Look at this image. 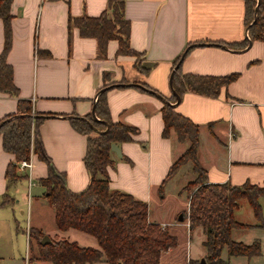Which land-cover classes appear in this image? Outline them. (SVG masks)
<instances>
[{
	"label": "crops",
	"instance_id": "crops-1",
	"mask_svg": "<svg viewBox=\"0 0 264 264\" xmlns=\"http://www.w3.org/2000/svg\"><path fill=\"white\" fill-rule=\"evenodd\" d=\"M109 1L13 0V41L7 61L12 66L13 81L20 94L14 97L0 93V120L17 113L19 99L31 100L34 113L50 115L40 126L46 154L56 171L65 175L67 187L80 192L90 181L84 163L87 137L72 127L70 118L92 117L103 85L127 81L128 86L121 84L122 88L108 86L106 98L112 120L138 128L139 134L133 137L134 141L118 145L123 156L116 155L114 167L108 168L110 187L146 202L150 222L157 223L150 208L164 200L165 188L181 170L165 185L163 192L160 187L173 162L188 148H183L185 143L178 142L172 134L167 138L163 136L162 108L173 95L170 77L175 61L188 46H193L182 60L183 73L237 74L219 97L187 92L175 105L180 114L199 125L200 137L204 130L208 132L211 146L204 148L201 140L198 157L209 182L264 187V42L250 41L244 48L226 45L249 38L243 0H123L124 15L130 23V46L145 53L142 66L149 69L147 74L136 69L135 58L116 56L117 41L109 42L106 57H102L97 40L82 38L73 25V18L99 16L107 9ZM262 15L264 17V10ZM4 44V25L0 18V54ZM136 84H146L151 91L139 90L134 87ZM211 123L213 133L208 127ZM13 158L3 150L0 137V200L6 195L14 198L12 204L0 209L13 208L18 203L11 194L15 183L10 184L6 178ZM32 162L31 174L36 182L33 188L39 191L30 198L27 194L29 209L32 201L40 208L45 206V189L38 180L50 174L49 166L35 154ZM258 203L260 221L247 200H239L234 218L250 228L233 229L232 240L245 245L258 243L260 253L246 257L228 256L224 252L230 264H264V198H259ZM188 207L189 199L187 208L178 212L176 218ZM33 215L31 211L29 228L35 225H31ZM176 218L173 227L180 224L175 225ZM53 225L55 227V222ZM197 229L204 232L206 240L204 229ZM169 230L175 236V229ZM62 236L82 247H98L93 237L74 229ZM27 241L24 261L27 259L30 264L29 239ZM175 247L162 252L160 264L164 256L170 259L168 255L173 254ZM205 255L206 249L200 257ZM46 263L52 264L46 261L34 264Z\"/></svg>",
	"mask_w": 264,
	"mask_h": 264
},
{
	"label": "trees",
	"instance_id": "trees-1",
	"mask_svg": "<svg viewBox=\"0 0 264 264\" xmlns=\"http://www.w3.org/2000/svg\"><path fill=\"white\" fill-rule=\"evenodd\" d=\"M12 2L13 0H0V18L3 21L5 37L4 48L0 54V93L19 97V88L13 81V69L7 61L13 41ZM243 2L244 22L249 38L238 44H226L232 48H244L250 41L264 42L262 15L264 0H243ZM124 9L123 0H110L107 9L99 16L83 15L73 18L72 23L82 38L97 40L102 57H106L109 42L115 40L118 42L116 56L135 58L136 69L147 74L149 69L142 66L145 53L136 51L130 46V23L125 18ZM192 48L193 46H188L185 53L188 54ZM180 59L181 57L175 61L172 72L174 93L162 108L163 136L170 137L173 132L178 142L188 143V148L173 162L160 190L163 192L165 185L181 167L190 163L195 177L182 189L189 199V207L184 211L183 219L188 220L191 232L197 228L204 229L207 264H230L224 258V252L228 256L259 255L258 243L250 245L237 243L232 240V230L250 228L249 225L239 224L234 218L239 200H247L255 218L261 220L258 199L264 198V187L209 182L208 173L198 157L199 125L180 114L173 105L177 102L176 95L182 99L187 92L217 98L237 74L204 76L183 73ZM121 84L128 86L125 80L109 86L122 88L124 85ZM107 87V84L103 85L95 103L98 120L91 116L70 118L72 127L87 137L84 163L90 181L80 192H73L67 187L62 179H65V175L56 171L51 158L46 154L40 126L50 115L34 113L31 100L19 99L17 113L7 115L0 120L3 150L14 157L6 170L8 182L11 184L19 179L17 172L19 164L24 160H30L31 154H35L50 168L49 176L39 179L38 184L45 189L43 198L54 213L56 230L64 234L74 229L93 237L98 244L97 248L82 247L77 242L62 238L51 239L52 243L42 245L41 240L44 236L42 237L41 231L38 230L40 228L33 226L29 231V246L30 250H33L36 243L39 254L34 255L30 263L36 260L53 264H160L162 252L177 245L176 237L166 228L150 222L149 206L146 202L110 187L108 168L114 167L117 159L111 149L112 144L121 145L124 142L134 141L133 137L139 134V129L112 120L106 98ZM134 87L142 91H151L146 84H136ZM152 93L156 92L152 91ZM208 127L213 133V124ZM13 202L14 198L6 195L0 200V207Z\"/></svg>",
	"mask_w": 264,
	"mask_h": 264
},
{
	"label": "rangeland",
	"instance_id": "rangeland-1",
	"mask_svg": "<svg viewBox=\"0 0 264 264\" xmlns=\"http://www.w3.org/2000/svg\"><path fill=\"white\" fill-rule=\"evenodd\" d=\"M112 84L114 83H108V86ZM204 132L205 133H202L200 137V141L202 140L204 148H208L211 146L212 142L207 130H204ZM172 136L177 140L173 132ZM182 146L183 148H187L188 143ZM180 170L179 176L165 188L164 200L155 203L153 208L150 209L155 221L157 223L169 225L168 227L161 225V227L166 228L171 235L172 233L169 229H175L174 235L177 237V245L174 248L173 254L168 255L170 259L164 256L163 264H188L190 259H192L190 264H201L202 259L206 261L205 257H200L202 252L205 251L203 245L205 241L204 232L199 229H195L191 232L188 220H179V216L184 215V212H181L178 218H176L178 212L185 210L188 205L187 193L182 192V189L195 177L192 173L190 163L185 164ZM17 172L19 179L14 182L15 184H13L14 186L12 187L11 194L18 200V203L15 204L13 208L0 209V254H2L0 264H28V260L26 259V261H24V258H27V237L29 238V231L31 228V226L29 228L31 211L34 213L32 217L33 223L31 225L33 226V224H35L34 227L40 228L38 230L41 231L42 237L48 235L52 240H60L63 238L62 234L58 231L54 233L53 231L50 232V230H47L56 229L53 225V211L49 208L47 202L44 207L40 208L39 205H37L38 203L35 204V202L32 201L29 209L27 200L28 171L22 172L18 166ZM38 191V188H33L31 196L37 195L36 193ZM22 211L25 213L22 214ZM149 215H151L150 210ZM175 218V225L180 224L176 227L174 226V228L172 225L175 223ZM3 219L4 222H2ZM37 254H39L38 247L35 243L34 249L30 250L29 263L31 259L35 257L34 255ZM35 262L38 261L34 260L30 264H34Z\"/></svg>",
	"mask_w": 264,
	"mask_h": 264
},
{
	"label": "water",
	"instance_id": "water-1",
	"mask_svg": "<svg viewBox=\"0 0 264 264\" xmlns=\"http://www.w3.org/2000/svg\"><path fill=\"white\" fill-rule=\"evenodd\" d=\"M256 10V9H255ZM185 54L186 53H184L183 55H182V57H181V59H180V62H182V60H183V58H184V56H185ZM178 66H179V64L176 66V68H178ZM175 68V69H176ZM170 85H171V87H172V75H171V77H170ZM174 93V92H173ZM155 94H157V93H155ZM176 97H177V102L174 104V105H177L180 101H181V98L178 96V95H176ZM95 108H96V105H94L93 106V109H92V117H93V119H95V120H98V118H97V116H96V113H95ZM112 151L119 157V158H122V151H121V148L117 145V144H112ZM59 175V174H58ZM60 176V175H59ZM63 179V181L65 182V184H66V180L64 179V178H62ZM179 220L180 221H183V215H180L179 216ZM50 243H52V240H51V238L48 236V235H45L44 237H43V239L41 240V244L42 245H47V244H50ZM201 264H206V261L204 260V259H202L201 260Z\"/></svg>",
	"mask_w": 264,
	"mask_h": 264
},
{
	"label": "built area",
	"instance_id": "built-area-1",
	"mask_svg": "<svg viewBox=\"0 0 264 264\" xmlns=\"http://www.w3.org/2000/svg\"><path fill=\"white\" fill-rule=\"evenodd\" d=\"M32 156H33V153L31 154L30 160H24L19 164V169L22 172L28 171V176H27V179H28V187H27L28 198H30V196H31V189L36 185V182L33 179L32 174H31V170L33 167Z\"/></svg>",
	"mask_w": 264,
	"mask_h": 264
}]
</instances>
